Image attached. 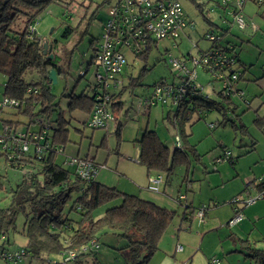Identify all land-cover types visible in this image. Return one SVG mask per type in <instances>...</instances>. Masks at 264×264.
<instances>
[{"label": "rangeland", "instance_id": "rangeland-1", "mask_svg": "<svg viewBox=\"0 0 264 264\" xmlns=\"http://www.w3.org/2000/svg\"><path fill=\"white\" fill-rule=\"evenodd\" d=\"M178 1L182 4L190 24L178 39L159 40L149 55L148 65L150 70L141 79L140 85L135 87L128 85L125 89L123 87L128 84V76H138L144 60L136 57L130 49H124L128 61L121 71V83L118 87H109L113 92L123 90L122 99L125 101V109L134 106L129 117L124 118L125 124L122 127L121 137L115 133L113 123L106 129L86 127L82 122L84 115L77 112L74 113L77 118L71 124V141L67 145L65 153L59 155L60 162L66 160L69 156L77 155L94 160L98 167L97 175L104 181L105 185L116 186L119 190L124 188L128 191L142 189L140 187L144 185L142 184L143 181L148 180L146 174L142 176V180H138L133 176V173H137V170L142 174L146 171V166L137 160L140 152L135 139L137 135L140 137L141 132V130L140 132L138 130L146 127L147 123L150 127H155L159 136L166 141L171 149L174 148L173 142L176 130L173 121L165 118L168 111V105L166 104L158 103L148 108L142 107L140 115L137 114L136 111L139 110L137 106L139 100L142 99L140 97L144 94L151 96L153 84L159 79L166 78L172 81L176 77L177 71L172 67L171 56L186 58V55L192 53L196 57L199 56L201 49H207L211 46L212 41L205 36L211 28V24L208 23L207 19L220 26L229 27L230 32L220 40L215 41V44L230 43L235 48L232 53L241 61L242 68H247L246 78L252 76L250 73L259 77L256 82L252 83L254 85L250 86L248 91L250 94H261L260 98L258 97L260 100L253 103L250 109L241 106L240 113L244 111L242 122L246 124L248 132H242L240 129L234 128L230 121H224L220 124L219 121L223 120V116L219 109L206 112L195 111L192 113L191 118L186 121L185 130L188 140L190 139L192 144L197 145L196 147L203 155V163L198 162L192 155L189 169L183 163H177L172 175L167 179L168 185L165 193L161 185L162 180L158 183V192H153L166 198L169 203L174 202L170 205V208L177 210L178 213L170 228L181 221L184 207L178 203V197L186 192L185 189L188 184V182L185 183L186 178L193 185V188L187 192L189 201L193 200L195 205L200 202L212 203L211 205L214 202L218 203L217 208L212 207L210 210H216L218 216L222 219L229 213L230 199L236 195L246 197L248 195V190H244L246 184L254 179L258 180L264 174V132L254 124L256 111L259 114H264V3L260 4L256 0H246L241 12L245 17L247 27L241 28L232 20V17H228L229 15H225L230 20L229 23L222 20L221 14H219L222 8L218 6V3H222V0ZM116 2L117 0H56L38 18V37L53 44V59L58 65L68 70L67 74L58 75L57 83L52 84V90L58 96L60 105L65 110L68 104L67 95L73 89L76 93H81L83 90H88L90 85L96 83V65H91L90 70L83 77L80 76V70L85 69L91 62L93 56L91 41L98 38L102 33L109 18L110 7ZM228 14H230V10ZM24 24V17H20L17 19L15 27L16 29H22ZM68 25L74 27V30L68 37H64L63 32ZM197 74V81L203 85L204 91L216 98L209 83L211 76L200 67L197 68ZM5 82L6 76L0 74V99L3 96ZM218 107L222 106L219 105ZM228 115L231 116L232 113L228 111ZM25 117L23 115L19 116L22 119ZM211 123H215L216 126L214 128L210 127ZM237 123H240V121ZM253 142H255V149H253ZM221 146H226L232 153V157L237 160L235 165L226 159L214 164L215 157L221 153ZM64 165L69 168L74 167L68 163ZM22 173L15 167L8 166L5 159L0 157V174L3 176V181L6 182L7 179L15 186L20 181ZM162 176L166 177L163 173ZM257 191L255 188L250 190L253 194ZM77 196L78 192L75 191L68 207ZM121 201V199H117L98 208L93 213L92 218L101 217L107 208L119 205ZM3 204L1 202L0 206ZM263 206L264 199H260L252 205H245L244 212L247 218L235 227H230L227 224L219 226L218 229L223 228L222 231L208 235L205 247L215 249L214 253L222 258L233 255L231 260L235 264H256L252 259L246 258L244 252L240 254L232 252L234 248L232 241L233 236L236 239L238 234L245 238L249 237L251 245L264 247ZM255 216L258 219L255 220ZM19 218L17 228L22 226V223H19ZM197 218H193L194 227ZM185 224L189 225V221H186ZM233 233L237 234L234 235ZM101 234L100 250L80 256L76 261L64 262L61 261L62 257L60 255L45 254L42 258L26 256L19 264H27L28 260L33 261V263L28 264H116L115 256L118 259L122 258L118 251L115 252L109 247L114 246L115 248H111L116 249L118 241L125 242V239L112 235L110 231L107 235L103 232ZM10 237L12 240L11 245H9L11 250H16L24 245L27 240L19 231L11 232ZM207 242H209L208 245H206ZM108 244L111 246H108ZM237 246L240 247V244H237ZM247 250L244 251L247 252ZM238 257L241 260L240 262L237 261ZM0 264L9 263L0 258Z\"/></svg>", "mask_w": 264, "mask_h": 264}, {"label": "trees", "instance_id": "trees-1", "mask_svg": "<svg viewBox=\"0 0 264 264\" xmlns=\"http://www.w3.org/2000/svg\"><path fill=\"white\" fill-rule=\"evenodd\" d=\"M55 1L0 0V74L6 76L2 98L9 97L20 101L17 109H11L9 112L8 109L3 110L2 119L16 126H25L27 130L39 131L42 125H36L34 122L36 118L43 117L45 122L51 125L46 134L47 141L53 147L62 146L66 150L71 141V124L77 118L74 113L80 112L84 115L82 122L88 127L86 120L93 112L96 95L100 93V88L96 79V83L90 85L88 90L76 93L73 89L67 95L66 110L61 107L58 96L53 92L50 71L56 69L57 75H65L68 70L58 65L53 58H49L54 47L50 41L48 42L52 48L44 53L45 39L38 37L37 27L33 33L30 32L29 27L32 24L37 25L40 15ZM224 6H230V9H233V4ZM20 17H24L25 24L22 29H16L15 24ZM207 21L211 24V28L205 34L207 39L208 35L214 34L219 36L220 40L231 30L229 27L220 26L208 19ZM73 30L74 27L71 25L66 26L63 36L68 37ZM100 36L91 41L92 60L85 69L80 70L81 77L88 73L91 65H96L95 58ZM157 43L158 41L154 40L147 50L135 54L136 57L144 60V64L138 76H128V84L124 85V89L128 85L132 87L140 85L141 79L150 70L148 58ZM213 47H219L231 53L235 50L230 43L216 45L215 41H212L209 48L201 49L200 52ZM191 55L192 53H189L186 58L188 59ZM237 66L241 72L238 90L244 92L242 96L225 94L219 90L215 93L216 98L211 94L208 97L194 95L191 99H186L180 104L168 106L165 118L173 121L176 130L174 136L180 135L182 149H171L155 129L145 128L143 130L141 137L137 140L140 147L138 161L146 166L149 173L160 172L165 174L168 179L177 163H183L189 169L192 161L191 155L198 162L203 163V155L197 151L194 145L190 144L185 130L186 121L195 111L206 112L219 109L223 116V120L219 121L220 124L230 121L234 128L248 132L246 124L242 122L244 111L238 112L241 105L246 109L251 108V99L248 98L246 90L240 85L245 78L247 68H242V63L238 58ZM83 70L85 72L81 74ZM120 75L121 72L113 87H118L121 83ZM175 76L172 81L166 78L159 79L153 84V89L158 82L165 80L169 83L180 82V74L177 72ZM106 91L111 96L110 107L115 114V120L112 122L115 125V133L121 137L122 127L125 124L124 118L129 117L133 106L125 109V101L122 99L123 90L113 92L106 89ZM149 96L144 94L140 98ZM219 105L222 107H218ZM228 111L232 113L231 116L228 115ZM256 113L254 124L264 132V114H259L258 111ZM21 115L26 117L19 118ZM238 121L240 123H237ZM103 139L105 140L104 137ZM252 145L254 149L255 142ZM221 148L223 153L215 158L214 164L219 159L221 161L226 159L234 165L237 160L232 157V153L226 146H221ZM227 151L230 152L229 156H226ZM2 155L0 157L4 158ZM24 159L23 165L14 162L8 165L5 159L8 166L23 172L20 181L15 186L7 179L6 182L3 181V176L0 174V203H4L0 206V253L11 250L9 246L12 243L10 233L19 231L27 239L25 244L20 246L25 249L27 257L42 258L45 254H57L62 257L61 261H76L80 256L97 252L101 247V233L107 235L110 231L112 235L125 239L124 247L117 248L119 251L126 252L123 264H148L158 251L161 239L177 216L176 210L160 206L140 195L125 193L117 187L105 185L96 180L97 176L91 181L81 179L75 168L66 167L64 165L66 160L60 162L59 154L52 149L42 154L32 150ZM259 179L248 182L244 190H248L250 194H253L250 192L252 188L258 191L262 190L264 183ZM190 186L191 183L188 182L187 187ZM75 191L78 192V196L68 207ZM184 195L185 198L182 200L178 197V202L184 207L183 218L197 216V210L202 206L206 207V217L209 207L206 204L195 207L193 203L186 201V194ZM117 199L122 200L121 204L107 208L105 213L97 219L92 218L98 208ZM229 203L233 206L235 214V205L231 201ZM20 216L25 221L22 230L17 228ZM7 235L8 238L5 239ZM108 246L110 245L108 244ZM245 247L246 250L248 249L247 252H244L246 258L252 259L256 264H264V250L251 245ZM70 252H74L75 256L69 257Z\"/></svg>", "mask_w": 264, "mask_h": 264}, {"label": "built area", "instance_id": "built-area-1", "mask_svg": "<svg viewBox=\"0 0 264 264\" xmlns=\"http://www.w3.org/2000/svg\"><path fill=\"white\" fill-rule=\"evenodd\" d=\"M260 4L264 0H256ZM246 0H222L223 5L233 4L231 14L235 22L241 27H247V22L242 14V8ZM190 24L186 18L182 4L178 0H118L109 10V18L104 25L103 32L99 38V48L95 58L97 65L96 79L100 88V93L96 95V102L92 114L87 118L86 125L90 128H108L115 120V114L111 110V96L106 91L109 87L115 86L117 76L127 62L125 48L130 49L133 54L147 50L154 40H175L178 39L185 28ZM37 25L32 24L30 32L36 30ZM219 36L208 35L211 41L219 40ZM173 68L180 74V82L169 83L168 81L158 82L149 97L139 100L138 108L150 107L158 103L171 105L180 104L186 99H191L194 95L210 94L205 92L203 85L197 81V68L200 67L210 76L209 83L216 93L222 90L225 94L243 95V91L238 90V82L241 75L237 66V57L234 53L224 51L219 47H213L207 51L200 52L199 56L191 55L187 58H171ZM84 70L81 74H84ZM20 101L14 98L3 97L0 100V155L4 156L7 164L13 162L24 164V158L30 151L42 154L46 151L54 150L56 153L64 154L62 146H52L46 139L51 125L38 117L35 119L36 125H42L39 131L27 130L25 126H16L2 119V111L5 109H17ZM215 123L210 127L214 128ZM174 148L182 149L183 144L180 135L174 137ZM230 152H226L229 156ZM138 160V159H137ZM221 161L220 159L218 162ZM66 163L74 166L77 175L85 180L91 181L98 174V167L94 160L82 158L80 156H69ZM161 176L151 178L150 190L158 191V183ZM264 183V175L259 179ZM185 195H180L179 199H184ZM264 199V188L255 194L246 197L235 196L230 201L235 205V214L228 221L229 226H235L244 219L243 206L254 204L257 200ZM206 207L202 206L197 210L196 215L203 220ZM179 250L182 245L177 246ZM75 253L70 252L69 257H74ZM26 257L24 248L7 250L0 253L2 260L17 264ZM212 263L219 264L218 259H213Z\"/></svg>", "mask_w": 264, "mask_h": 264}, {"label": "crops", "instance_id": "crops-1", "mask_svg": "<svg viewBox=\"0 0 264 264\" xmlns=\"http://www.w3.org/2000/svg\"><path fill=\"white\" fill-rule=\"evenodd\" d=\"M218 6H219V8H222L220 10L219 14H221V18H222L223 21H227V23H229L230 20L228 19V17H232V20L234 21V17L231 14L230 6H224V5H222L221 2L218 3ZM229 10H230V14H228L229 13ZM225 15H229V16L226 17ZM246 73H247V71H246ZM250 74L252 76H250L248 78H246V74H245V78H244V80L241 81L240 85L246 90V93L248 95V98L251 99V106H253V103H255L257 100H260V99H258V97L260 98V95L261 94L252 93L253 94L252 95V94L249 93L248 90H249L250 86H253L254 85L252 83L256 82L259 79V77L255 76L254 74H252V73H250ZM260 103H262V102H260ZM241 106L239 107L238 112H240ZM141 111H142V109L141 110L139 109L136 112H137V114L140 115ZM145 128H150V129H155L156 130L155 127H150V125L147 123L146 127H144L143 129H139L138 130L139 132L141 130L140 137H141L142 132H143V130ZM138 136L139 135H137V137L135 139L136 143H137V140L140 138ZM189 142H190L191 145H194L195 147L197 146L196 144H192L191 141H190V139H189ZM137 146H138L139 152H140V147H139L138 144H137ZM196 149L199 152V150H198L197 147H196ZM221 153H223L222 150H221ZM220 154H218L216 157L220 156ZM145 174H146L148 180L143 181L142 184H144V185L142 187H140L142 189H139L138 191L137 190L136 191H128L127 189L122 188L121 191H123L125 193L140 195L141 197H143V198H145L147 200H151V201L157 203L160 206H163V207H166L168 209L173 210L172 207L170 208V205L172 203L174 204V202L169 203V201L166 198L154 194L153 192H155V191L150 190L148 188V186L151 184V181H150L151 178H156L157 179L159 176H161L162 177V179H161L162 181L161 182H163V183H161V185L163 186V192L165 193V190H166L167 185H168L167 184V178L166 177H163L162 176V173H160V172H150L149 173L148 170H147V168H146V171L143 172V174H142V172L140 173L137 170V173H133V176L135 178H137L138 180H142V176H144ZM96 180L99 181V182H101V183H103V184H105L104 181L102 179H100L98 175L96 177ZM187 180H185V183L186 182H190L191 183V186L189 188L186 186V189L184 188L186 190V192H185V194H186V201H188L190 203H193V205L195 207H197V206H199L201 204H206L205 202H200L199 204L195 205L193 200L192 201H189L187 192L190 191V189L193 188V185H192V182L189 181L188 178H187ZM135 187H137V186L135 185ZM180 190H182V189H180ZM136 192H138V193H136ZM211 204L212 203L206 204L209 207V209L207 211V214H206V217L203 220H201L198 217L197 218L198 220L195 223L196 224L195 227H194V220H193V218H195L197 216L192 215L191 218L184 219L183 218L184 209H183V212L181 214V221H180V223L179 224H176L172 228H170V227L168 228L167 232L165 233V235L163 236V238L161 239V241L159 243V249H158V251L155 253V255L152 257V259L150 260V262L148 264H216V263H212V260L213 259H218L220 261L219 264H235L231 260V257H233V255H230L228 257L222 258L220 256H217L216 253H214L215 252V249H210L208 246L205 247V242H206V239H207L208 235H210L211 233L213 234L215 232L220 233V231H222L223 228L218 229L219 226H221L223 224H227L228 225V221L234 215V208H233V206H231L229 208L228 215L225 216V217H223L221 219L218 216L216 210H213V211L210 210L212 207H214V209L217 208L219 204H216V202H214L213 205H211ZM242 210H243V213H244V216L245 217H244V219L240 223H242L247 218L246 215H245V212H244V206L242 207ZM177 213H178V211H177ZM256 219H258L257 216H255V220ZM186 221H189V225H186L185 224ZM20 222L22 223V226H20L18 228V230H22V227H23L24 222H25L24 221V218L22 216H20V218H19V223ZM240 223H238L237 225H239ZM237 225H235V226H237ZM235 226H230V227H235ZM233 234L236 235L237 233H233ZM6 238H8V235L5 237V239ZM220 240H221V237H220ZM250 241L251 240H250L249 237H246L245 238V237H242L241 235H238L237 234L236 235V239H235V237L233 236L232 244H233L234 248L232 249V252H238L239 254L241 252H245L244 251L245 248H246L245 246H250L251 245L250 244L251 243ZM208 244H209V242L206 243V245H208ZM237 244H240V247L237 246ZM124 245H125L124 242H122V240H120V241H118V246L116 247V249H114L115 248L114 246H113L114 248L109 247L110 249H112L115 252L118 251V253L120 254V256L122 258V259H118L117 256H115V262H116V264H123V263H125V255H126V252L124 250L119 251L117 249V248L124 247ZM178 245H182L183 248L181 250H179L178 247H177ZM251 246H253V245H251ZM253 247H255V246H253ZM100 248H99V250H100ZM256 248H259V249L264 250V247H256ZM222 251H223V247H222ZM237 261L238 262L241 261L239 259V257L237 258ZM28 263H33V261L32 260H28L27 261V264Z\"/></svg>", "mask_w": 264, "mask_h": 264}, {"label": "water", "instance_id": "water-1", "mask_svg": "<svg viewBox=\"0 0 264 264\" xmlns=\"http://www.w3.org/2000/svg\"><path fill=\"white\" fill-rule=\"evenodd\" d=\"M44 53H47V50L52 48V45L49 44L48 40H45L44 42ZM49 58L52 59L53 58V55L50 54L49 55ZM50 79L53 81V83H57V80H58V75H57V71L56 69H52L50 71Z\"/></svg>", "mask_w": 264, "mask_h": 264}]
</instances>
